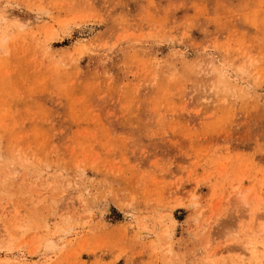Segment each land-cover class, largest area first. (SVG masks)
<instances>
[{"label":"rangeland","instance_id":"obj_1","mask_svg":"<svg viewBox=\"0 0 264 264\" xmlns=\"http://www.w3.org/2000/svg\"><path fill=\"white\" fill-rule=\"evenodd\" d=\"M0 264H264V0H0Z\"/></svg>","mask_w":264,"mask_h":264}]
</instances>
